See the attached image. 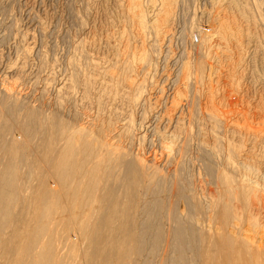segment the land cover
<instances>
[{
    "label": "rangeland",
    "instance_id": "obj_1",
    "mask_svg": "<svg viewBox=\"0 0 264 264\" xmlns=\"http://www.w3.org/2000/svg\"><path fill=\"white\" fill-rule=\"evenodd\" d=\"M263 2L0 0V120L6 123L0 121V169L11 159L9 146L17 143L21 148L17 179L21 181L16 190L21 188V198L17 196L15 203L20 210L22 207L21 218L31 219L29 207L36 203L35 190L58 187L50 150L43 153L49 160L40 150L45 139L31 138L24 129V115L30 109L40 113L37 129L43 136L50 135L48 120L53 117L68 125L69 131L89 129L92 137L103 143L106 140L109 146L126 129L124 134L131 138L112 143L113 147L121 145L119 149L110 148L127 156L130 163L143 164L147 174L153 173L150 176L155 179L160 176L166 185L172 180L185 191L188 188L190 204L187 199L186 204L179 200L174 210L183 221L192 214L194 225L193 221L187 224H192L198 240L213 234L216 239L220 231L222 236L223 231L213 230L209 223L213 219L207 217H212L208 203L219 199L217 189L225 180L264 195ZM4 87L15 93L13 101ZM14 100L19 101L18 106ZM214 113L219 121L211 117ZM243 154L248 155L246 160L240 157ZM139 202L138 207L145 209V201ZM259 202L258 212H251L248 218L247 212L240 210L239 233L233 227L232 232L231 227L226 231L237 241L250 243L251 264H264V202ZM39 204L41 200L37 209ZM65 207L59 217L67 221L68 228L74 206ZM163 215L165 257L149 263V250L145 249L138 264H172L170 233L174 225ZM73 226L65 239H58L57 248L66 249L70 240L83 238ZM11 233L6 235L5 246L1 244L0 254L6 252L7 256L0 255V262L14 259L17 242H8ZM192 258L195 264H202L197 254Z\"/></svg>",
    "mask_w": 264,
    "mask_h": 264
},
{
    "label": "bare ground",
    "instance_id": "obj_2",
    "mask_svg": "<svg viewBox=\"0 0 264 264\" xmlns=\"http://www.w3.org/2000/svg\"><path fill=\"white\" fill-rule=\"evenodd\" d=\"M4 92L7 93L6 96L9 98L11 97L13 101V96L15 94H12L13 90L4 87ZM15 102L17 104L15 105L18 106L19 101L14 100L13 104ZM13 104L11 102L10 105L14 106ZM16 106H14L15 110ZM14 109L12 108L13 111ZM37 112L30 111L29 109L24 115L23 126L31 138L37 137L45 139V143L43 142L41 146L39 145L41 147L39 148L43 151V157L44 151L46 152V150H50V163L54 172L53 177L55 178V183H53L58 187L55 189L52 188L50 191L46 190L47 188H44L37 193L35 190L36 203L33 200L32 205L35 203L34 206L30 205L31 207H29L32 212V217L30 216L31 219H25V217L21 218L22 212L20 211H22V207L20 210L18 207L19 205L16 206L17 204L15 203L17 196H20L19 198H21V193L18 195V191H20L21 188L18 191L16 190V187L19 186L18 182L20 180L17 179V172L21 168L19 165L20 162L17 159L20 155L19 151H21V148L17 143H12L9 146L11 159H7V162L4 161V169H0V247L1 244L2 246H5V241L7 240L6 235L8 232L10 233V231L14 233L13 238L9 239L8 242H10V240H13V242L16 241L17 246L15 251H13V254H15L14 257L12 255V258L14 259L11 258L12 261L10 262H5L7 256L5 254L6 252H3L4 255L0 254L5 257V261L3 260L0 264H80L79 262L82 264H138L137 260L143 255L144 251H146L145 249L149 250V263L150 261L153 263V260L159 258V256L164 258L167 253V250L164 249V238L166 233L164 226L162 225L163 219H160L163 215L162 212L164 211L167 214L165 215L164 213L163 216H166V219L174 225L172 226V233H170L173 236L171 245V251L173 254L171 260L172 264H195L196 261L194 263V258H192L194 254L200 256L199 260H201L200 262L202 264H251L248 255L250 243H243L238 238V240L241 241L239 242L230 235L231 233L227 234L226 231L229 227H231V229H229L230 231L233 230L232 227L237 231L236 228L240 226L239 223L242 221L240 210H242V212H247V218L251 212H258V202L260 200L264 202V195L258 196L259 191H257V189L252 190L253 186L251 187L252 191L249 192L250 189L247 191L244 185L243 187L230 180H225L223 186L220 188L216 185L218 189L215 188L219 191V199H216V201L211 204L208 203L210 205L209 210L208 206L204 208V210L207 209L210 211L208 214L212 215V217H207L211 218V220L213 219V221L209 222L211 223L210 227L213 226L214 229H212L215 231L222 230L223 233L221 236L220 231L219 236L216 239L213 238L214 234L212 235L213 237L208 236L205 238L204 236L200 241L197 238L198 233H196L191 227L194 223L193 216L192 214H190V217L188 215L193 212L194 209L192 208L193 211L189 210L191 212L186 214L189 219L185 218V220L188 219V221H183L178 212H176L177 210H174L179 200L185 201L187 199V194H190L186 192L188 188L185 191V187H181L179 182L172 183L171 179V183L168 184L167 181L166 185L164 182L166 180L163 179L162 181L160 176L155 179L150 176L153 173H150V175L147 174L149 172L143 164L133 163V160H131L132 163H130L127 156H123L119 152H114V147L117 145L113 147L111 146L113 145L112 143L120 141L123 137H129L127 134H124L127 132L126 129L125 132L120 134L117 132L119 134L117 139L119 138V140H115V137V141L112 143L110 142V146L114 148H112V150L107 144L108 142L105 143L106 140H104L103 143V141L100 142L95 136L92 137L91 135L93 134L90 133L89 129L83 128L76 130L77 128H74L75 130L73 129L72 131H69L71 129L68 128V125H62V122L60 123L58 121L59 119L56 120L54 117L51 118V121L48 120V123H50L49 125L51 126H49L50 135L43 136L42 134L44 133L39 134L40 132H38L37 124H40L39 122L42 119L40 113L38 114ZM7 113H9V111ZM211 117L216 121H219L217 120L219 116H217L216 113L211 114ZM18 122L20 123V121ZM4 124V126H6V123ZM101 136L104 137L103 135ZM130 138L131 136L129 139ZM124 140L126 139H123L122 141ZM11 141L13 142V140ZM115 143L118 144L117 142ZM119 146H117L118 149L120 148ZM37 153L39 154V150ZM45 157L47 158V156ZM240 157L242 160H246L248 155L246 156V154H243ZM49 158L50 157L47 159L49 160ZM129 159H132V157ZM0 164L3 165V161L0 162ZM46 186H48V184H46ZM22 192H24L23 189ZM49 195L51 196V200L47 199ZM216 195L214 197H216ZM37 199L42 201V204H39L40 206L38 209ZM189 199L187 200L190 204L191 199L190 201ZM208 199L210 200V198ZM141 200L142 202L145 201V204L142 203L145 205V209H141L143 206H139L140 208L138 207V202ZM234 200L239 203V206L233 204ZM186 201L185 204L187 203ZM21 203L23 205L22 201H20V204ZM64 204L74 206L71 211V216H73V218L68 220V228H65L67 226V221L63 222L59 217V214L62 213L64 209L66 210ZM28 205L26 204V206ZM166 206L168 207L167 211ZM191 206L193 205L191 204ZM202 206H204V204ZM188 208L190 209L191 207ZM197 208H199V206ZM200 209H202L201 205ZM259 209L260 212L261 208ZM207 210H205V212ZM72 212L75 215H73ZM24 216H26V214ZM243 217L246 218L244 215ZM166 219L164 218L165 221ZM253 220L255 221V219ZM190 221L193 222L188 226ZM60 222H62V224ZM195 223L197 222L195 221ZM245 224L247 225V223ZM72 225L75 227L76 235H81L83 238L79 239L77 237V239L73 241L68 240L69 242L66 244V249L57 248L56 244L58 239H65V236L68 235L69 228H71ZM198 225H200V223ZM213 230H211V234L214 233ZM220 236L222 237L221 239L219 238ZM197 243L202 244L203 247H198ZM10 248L12 247L10 246ZM1 250L3 251V249ZM10 253L12 254V250ZM145 253L144 255H146ZM162 254L163 256H161ZM7 258H10V256ZM1 259H3V257ZM199 260H197L198 263H200Z\"/></svg>",
    "mask_w": 264,
    "mask_h": 264
}]
</instances>
